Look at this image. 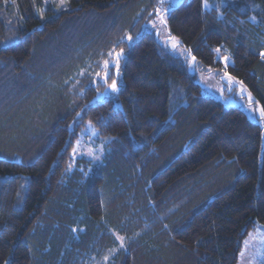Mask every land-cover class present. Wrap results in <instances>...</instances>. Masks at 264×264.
I'll return each instance as SVG.
<instances>
[{"label": "trees", "instance_id": "trees-1", "mask_svg": "<svg viewBox=\"0 0 264 264\" xmlns=\"http://www.w3.org/2000/svg\"><path fill=\"white\" fill-rule=\"evenodd\" d=\"M207 3L0 0V264H236L264 226L262 125L155 28L264 107V0Z\"/></svg>", "mask_w": 264, "mask_h": 264}, {"label": "rangeland", "instance_id": "rangeland-1", "mask_svg": "<svg viewBox=\"0 0 264 264\" xmlns=\"http://www.w3.org/2000/svg\"><path fill=\"white\" fill-rule=\"evenodd\" d=\"M45 1H56L58 3H61V0ZM177 1L178 0H165V4L174 5ZM155 34L158 40L162 43L167 44L168 42L169 47L172 49V53L182 58L190 73H195V80L200 85L203 95L212 97L220 101L225 106L233 105L240 107L241 109H243L249 119L262 125V140L264 141V120L260 118L259 112L252 111L253 108H259L260 106L256 102L254 103L253 99L251 106L249 105L248 96L250 93L243 84L242 87L245 89V91L244 94L241 95V86H233L230 89L227 79L223 78L224 74H220L216 71H209L208 73H204L202 71L196 70L195 62H193L192 56L188 55V57H186L183 51L180 50L177 46L173 48V39L168 40V36H166L162 25H157V27L155 28ZM122 56L123 54L120 56V58H122ZM109 91L112 90L110 88H107L105 93H108ZM85 145L86 147L83 148L82 145H78L77 151H82L83 149L88 156H92V158L97 159L98 155L95 154L97 151H91L92 144L90 142H87ZM236 264H264V226H262L261 224H257L255 228H253L252 231H250L247 236L242 239Z\"/></svg>", "mask_w": 264, "mask_h": 264}, {"label": "snow or ice", "instance_id": "snow-or-ice-1", "mask_svg": "<svg viewBox=\"0 0 264 264\" xmlns=\"http://www.w3.org/2000/svg\"><path fill=\"white\" fill-rule=\"evenodd\" d=\"M66 2V0H61V3L57 5V7H61L64 3ZM164 4H165V0H159V5L160 7H158L156 9L157 13L160 14V19L163 21V12L167 11V9L164 8ZM215 6L217 9H219L222 5L216 4V5H209L207 3V0H205V7H213ZM128 39H131V37H128ZM178 43V41H176L175 39H173L172 41V46L173 48L176 47V44ZM217 52H219V49H216ZM123 54V49H121L119 52H116L115 49H112L108 52V56L113 58V59H106L102 62L103 67L105 69H108L111 66H114L118 69L119 67V58L120 56ZM261 57L262 59H264V53H261ZM225 69L227 68V61H228V57H225ZM193 62H195V57H192ZM97 76H100V73L97 72L96 73ZM110 73L108 71H105L104 76L102 77L105 80V83L107 82V78L109 77ZM223 78L227 79L228 81V85L229 88L231 89L233 86H241L240 87V94L243 95L245 89L242 87L243 82L237 80L236 77L231 76L230 74L227 73V71L225 70L224 72V76ZM108 88H110L112 91H116L117 90V82L116 80H113L112 83L110 85L107 86ZM249 99V105L251 106L252 104V97L249 94L248 96ZM252 111L254 112H259V116L262 120H264V107H259V108H253ZM75 151V150H74ZM119 241H120V246L123 247V237H116ZM107 259V257L105 258Z\"/></svg>", "mask_w": 264, "mask_h": 264}]
</instances>
